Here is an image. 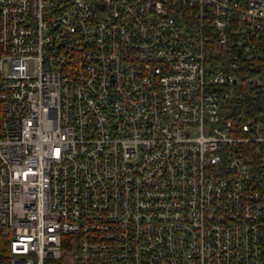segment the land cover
<instances>
[{"label": "built area", "instance_id": "1", "mask_svg": "<svg viewBox=\"0 0 264 264\" xmlns=\"http://www.w3.org/2000/svg\"><path fill=\"white\" fill-rule=\"evenodd\" d=\"M0 264H264V0H0Z\"/></svg>", "mask_w": 264, "mask_h": 264}, {"label": "trees", "instance_id": "2", "mask_svg": "<svg viewBox=\"0 0 264 264\" xmlns=\"http://www.w3.org/2000/svg\"><path fill=\"white\" fill-rule=\"evenodd\" d=\"M239 63L241 66L235 72L239 76L240 83L234 91L228 106L231 109V117L235 121L243 122L246 116L256 108L259 99L256 95V85L246 79L248 76L247 67L243 71L240 70L245 65L244 61H239Z\"/></svg>", "mask_w": 264, "mask_h": 264}]
</instances>
